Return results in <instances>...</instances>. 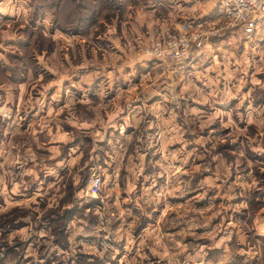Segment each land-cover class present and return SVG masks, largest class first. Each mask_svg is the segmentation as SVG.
<instances>
[{
	"label": "rangeland",
	"instance_id": "rangeland-1",
	"mask_svg": "<svg viewBox=\"0 0 264 264\" xmlns=\"http://www.w3.org/2000/svg\"><path fill=\"white\" fill-rule=\"evenodd\" d=\"M169 1L41 25L43 49L17 73L48 74L42 96L0 110V264H264V87L210 44L214 18ZM177 29L200 36L158 57ZM22 51H3L0 83L15 86Z\"/></svg>",
	"mask_w": 264,
	"mask_h": 264
},
{
	"label": "crops",
	"instance_id": "crops-1",
	"mask_svg": "<svg viewBox=\"0 0 264 264\" xmlns=\"http://www.w3.org/2000/svg\"><path fill=\"white\" fill-rule=\"evenodd\" d=\"M179 3H182L183 6H178L177 4ZM163 6L164 3L162 0L155 3L152 7L153 9L151 8L152 12H158V9H161ZM168 7L171 10H167V12L172 11L178 17H181L184 13H191L192 17H195V15L200 17L204 16L202 19L208 21L217 14V4L215 0H170ZM179 8L180 10H178ZM162 15L164 16V13ZM34 23L47 25L49 23L48 14L44 13L38 19L33 17L29 0H0V59L5 51H17L19 49L20 45L24 42L20 37L21 34L19 30L23 29L25 25H33ZM159 23L160 22H158V24ZM190 23L180 18L178 21L174 22V26L183 24L184 26L193 27L196 25L194 21ZM116 25L121 32L124 31V24ZM251 26L252 31L250 33H245L243 31V26H236L223 30L217 34L216 38L210 40V44H213L216 49L223 53L222 56L227 52L229 56L233 55V61L237 62L239 66L242 65L247 67L249 71L248 74L237 73L236 77H239L237 81L242 80V78L249 79L250 82L251 80H255L258 82V85L256 84L257 89L259 87H264V15H256L253 18ZM118 27H116V29ZM128 29H131V27L129 26ZM160 33H162V31ZM254 75H257L258 78L256 79ZM44 76L46 78L49 77L48 74ZM44 76L40 73L34 75L31 72H24L22 78L14 84L15 86L0 83V110L3 109L4 112H11L12 108L18 109L23 105L26 106L29 104L28 106H31L32 103L34 104V99H39L42 96V86H44L43 83L33 85L34 81H42ZM102 80L105 82L104 88H107L109 79H106L105 76ZM255 83H250V89H253L252 84ZM96 85L98 86L99 84L97 83ZM32 86H35L37 89V92L33 94L31 92ZM101 87H103L102 83H100L99 88ZM99 88H97V90ZM250 89L248 88V92L246 93H249ZM50 92L51 95H55L58 90H51ZM38 93L41 95L39 94L40 96H38ZM33 95H37V97ZM51 95L49 93L48 97H52ZM58 104L60 105H57L59 108L63 107L61 103ZM46 105L48 106L49 104L46 103ZM44 112L48 113L47 109ZM35 113L34 111V114ZM59 117L64 116L59 115L55 119L60 121Z\"/></svg>",
	"mask_w": 264,
	"mask_h": 264
},
{
	"label": "trees",
	"instance_id": "trees-1",
	"mask_svg": "<svg viewBox=\"0 0 264 264\" xmlns=\"http://www.w3.org/2000/svg\"><path fill=\"white\" fill-rule=\"evenodd\" d=\"M133 1H141L142 4L145 2H153V4H155L161 0ZM119 2L120 0H29L32 16L38 19L42 14L47 13L52 27L60 31H65L69 29V27H86L87 25H91L95 22L100 12L111 10L113 6H115V9L118 8ZM38 26H40V30L37 29ZM41 31L40 23L25 25L23 29L19 30L26 41L20 45V48L23 49L22 54H19L20 56H9L12 58L11 60L15 65V69L13 68L14 73L12 74L15 78L11 75L13 84L22 78V72H17L20 71V69L21 71L26 69L28 63V67L31 65L33 49H39L41 41L43 40L42 37H44ZM39 38L41 40H39ZM42 49L43 48H40L39 51H42ZM44 49L48 50L47 48ZM22 66L23 68H21ZM10 72H12V70Z\"/></svg>",
	"mask_w": 264,
	"mask_h": 264
},
{
	"label": "built area",
	"instance_id": "built-area-1",
	"mask_svg": "<svg viewBox=\"0 0 264 264\" xmlns=\"http://www.w3.org/2000/svg\"><path fill=\"white\" fill-rule=\"evenodd\" d=\"M215 2L217 14L211 20L212 26L208 31V35L211 36L236 26H243V31L250 33L253 18L258 14L264 15V0H215ZM195 31L177 29L169 32L165 38L154 42V53L160 58L170 60L182 58L190 44L200 36ZM88 182L89 193L97 194L101 184L99 176H92Z\"/></svg>",
	"mask_w": 264,
	"mask_h": 264
}]
</instances>
